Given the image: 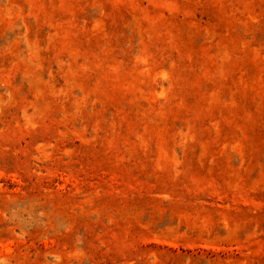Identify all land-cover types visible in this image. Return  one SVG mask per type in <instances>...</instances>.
<instances>
[{
  "label": "rangeland",
  "instance_id": "374dc122",
  "mask_svg": "<svg viewBox=\"0 0 264 264\" xmlns=\"http://www.w3.org/2000/svg\"><path fill=\"white\" fill-rule=\"evenodd\" d=\"M0 264H264V0H0Z\"/></svg>",
  "mask_w": 264,
  "mask_h": 264
}]
</instances>
